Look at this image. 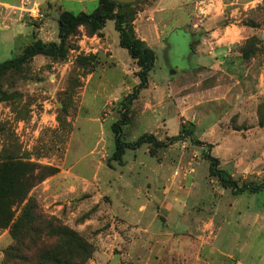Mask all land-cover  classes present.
<instances>
[{
    "label": "rangeland",
    "instance_id": "374dc122",
    "mask_svg": "<svg viewBox=\"0 0 264 264\" xmlns=\"http://www.w3.org/2000/svg\"><path fill=\"white\" fill-rule=\"evenodd\" d=\"M139 1L136 17L150 10L167 29L122 139L166 142L182 127L192 135L153 155L146 145L127 150L122 166L111 161L112 126L139 82L112 21L94 46L79 27L63 61L36 56L0 76V169L12 164L14 180L10 210L0 208V264H55L56 254L74 264L115 255L112 264H264V192L233 196L204 159H217L238 186L264 182V0ZM5 10L21 36L0 34V64L35 40L58 43V11L28 0ZM197 50L210 70L189 69ZM69 233L88 250L66 247Z\"/></svg>",
    "mask_w": 264,
    "mask_h": 264
},
{
    "label": "trees",
    "instance_id": "16d2710c",
    "mask_svg": "<svg viewBox=\"0 0 264 264\" xmlns=\"http://www.w3.org/2000/svg\"><path fill=\"white\" fill-rule=\"evenodd\" d=\"M140 3L139 1L135 4L122 5L110 0H98L97 8L90 14L79 13L75 15L62 11L57 19L58 43H44L41 40H35L19 56L0 64V76H2L9 71L18 70L36 56L63 61L70 50L69 46H67V40L79 27H87L89 29V36L91 37L94 35L102 37V30L105 24L108 21H112L115 31L118 33L119 46L127 51L129 57L136 64L138 71L135 75L139 79L137 86L132 89V92L121 103L124 109L122 120L112 126L115 151L111 157V161L116 162L119 166L123 165L122 158L127 150L136 151L143 145H146L150 146L149 153L153 155L154 151L167 148L192 135L190 130L182 127L177 136L167 138L166 142L157 141L151 134H144L133 143H125L122 139L121 130L129 123L127 111H129L132 103L136 101L139 93L148 88V75L153 69L156 60L154 52L144 42L140 41L134 32L133 22L137 14L136 7ZM195 143L201 145L199 141H195ZM206 148L209 149L211 146L207 145ZM204 159L210 164L208 170L209 176L215 177L220 186L229 190L233 196H239L244 193L254 195L264 192V182L256 185L244 184L238 186L226 172L218 169L219 161L217 159L211 157L209 154H205ZM13 188V165L10 164L7 165L6 170L0 169V208L4 207L5 210H10L12 205L10 198L13 196ZM66 243V247L71 250L78 252L88 250L87 245L74 233H69ZM50 259L55 264H74L71 258L59 261V255L57 254L51 256Z\"/></svg>",
    "mask_w": 264,
    "mask_h": 264
},
{
    "label": "crops",
    "instance_id": "0c3cea01",
    "mask_svg": "<svg viewBox=\"0 0 264 264\" xmlns=\"http://www.w3.org/2000/svg\"><path fill=\"white\" fill-rule=\"evenodd\" d=\"M25 0H0V34L2 35V40H7L9 37V40H15L16 37L21 36V25L19 23V20L17 19V17L13 16L10 11L5 10V7H9V8H18L21 5H23ZM180 0H167V4L170 3H179ZM29 2H35L36 4H39L42 8H46V11L50 12H59L61 13L62 11H67L70 12L69 8H72V6L74 5H78V6H84L85 4H94V3H98V0H28ZM163 3H165V0H161L159 5H162ZM70 6V7H67ZM169 9V8H167ZM84 10V9H82ZM152 11L155 12H163L166 11V9L162 8L160 10L154 9ZM80 13H85L84 11L80 12ZM170 20V19H168ZM167 20V21H168ZM166 21V19H165ZM133 28H134V32L136 37L144 42L146 44L147 47H149L151 50L153 47L157 46V47H163L162 43H163V35L166 32L163 31L164 29H167V23H164L163 21H158V17L155 18L153 12H151L150 10H144L140 13H138L135 21L133 22ZM177 31V29L175 30ZM6 34V35H4ZM102 34H103V38L105 39L103 30H102ZM8 36V37H7ZM101 40V38H98L97 36H92L89 38H86L87 43H89V45L94 46V43H99ZM86 41H80V45H82V47L85 48V42ZM106 41V40H105ZM102 51L104 52V54H109V58L111 59V52L109 51V46L107 45V43L103 42L102 43ZM82 51V48L80 49ZM85 51H90L92 53V55H95L96 53H98V50L95 49H91V50H85ZM229 51V50H228ZM193 57H196L198 59V63L195 67L189 68V69H197V68H201L202 70L204 68H207L205 70H210V67H208V65L206 64V62L204 61V54L200 51L197 50L195 54H193ZM186 59V58H184ZM221 61L219 62V64L224 65L227 61H225V56H222L219 58ZM197 67V68H196ZM137 86V85H136ZM150 90V86L148 83V89ZM197 104V103H196ZM195 104V105H196ZM149 107V106H147ZM172 116V114L170 115ZM174 116V115H173ZM163 117H166L163 116ZM176 120H177V116L175 115ZM154 118V117H153ZM155 121V119L153 120Z\"/></svg>",
    "mask_w": 264,
    "mask_h": 264
},
{
    "label": "water",
    "instance_id": "95a60500",
    "mask_svg": "<svg viewBox=\"0 0 264 264\" xmlns=\"http://www.w3.org/2000/svg\"><path fill=\"white\" fill-rule=\"evenodd\" d=\"M114 3H117V4H122V5H128V4H135L136 3V0H110ZM118 256L115 255L114 258L111 260V264L115 262V258H117Z\"/></svg>",
    "mask_w": 264,
    "mask_h": 264
},
{
    "label": "built area",
    "instance_id": "2783aa9c",
    "mask_svg": "<svg viewBox=\"0 0 264 264\" xmlns=\"http://www.w3.org/2000/svg\"><path fill=\"white\" fill-rule=\"evenodd\" d=\"M31 11H32V10H31ZM34 17H36V18H37V17H40V16H39V12H36V14L34 15Z\"/></svg>",
    "mask_w": 264,
    "mask_h": 264
},
{
    "label": "bare ground",
    "instance_id": "6f19581e",
    "mask_svg": "<svg viewBox=\"0 0 264 264\" xmlns=\"http://www.w3.org/2000/svg\"><path fill=\"white\" fill-rule=\"evenodd\" d=\"M117 258H115V260H116Z\"/></svg>",
    "mask_w": 264,
    "mask_h": 264
}]
</instances>
